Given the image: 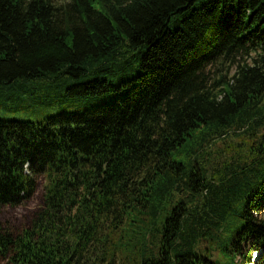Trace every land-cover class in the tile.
I'll use <instances>...</instances> for the list:
<instances>
[{
	"label": "trees",
	"instance_id": "obj_1",
	"mask_svg": "<svg viewBox=\"0 0 264 264\" xmlns=\"http://www.w3.org/2000/svg\"><path fill=\"white\" fill-rule=\"evenodd\" d=\"M58 88L0 116V264H264V0H0L1 94Z\"/></svg>",
	"mask_w": 264,
	"mask_h": 264
},
{
	"label": "rangeland",
	"instance_id": "obj_2",
	"mask_svg": "<svg viewBox=\"0 0 264 264\" xmlns=\"http://www.w3.org/2000/svg\"><path fill=\"white\" fill-rule=\"evenodd\" d=\"M223 67V71L232 72L231 68ZM219 72L213 75L217 76ZM21 100L10 102L0 92V116L1 117H16L22 119H28L33 121H41L52 112H57L63 108H67L70 103V98L65 97L64 90L58 88L49 94L35 93L32 96H27ZM12 105V106H11ZM38 204V196H34L27 202H22L12 211L17 216H21L25 211L34 208ZM264 215V208L262 210ZM256 252L252 254V260H255Z\"/></svg>",
	"mask_w": 264,
	"mask_h": 264
}]
</instances>
